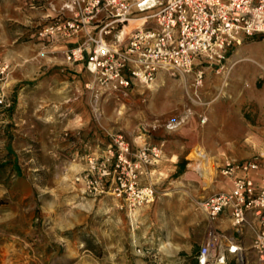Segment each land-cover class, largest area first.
Returning <instances> with one entry per match:
<instances>
[{
	"label": "rangeland",
	"instance_id": "374dc122",
	"mask_svg": "<svg viewBox=\"0 0 264 264\" xmlns=\"http://www.w3.org/2000/svg\"><path fill=\"white\" fill-rule=\"evenodd\" d=\"M51 1L56 0H30L23 6V0H0V56L11 65L3 87L13 104L5 112L8 117L0 120V138L14 146L10 161L0 155V264H144L146 260L136 254L138 246L156 254L157 264H193L207 228L196 200L208 196V187H203L196 161L187 158L198 144L184 146L177 158L169 157L188 139L189 120L182 116L197 118L194 110L201 100L179 91L188 76L165 71L158 72V87L151 84L122 95L87 86L91 76L64 56L67 48L76 45V38L39 36L50 16L38 12L44 4L54 9ZM66 1L61 0L58 10ZM31 5L34 9H29ZM240 48L259 53L264 41L246 39L226 57ZM204 66H210L217 79L229 80L232 71L226 63L216 75L217 65ZM258 70L259 76L246 84L251 96L242 97L252 100L245 117L254 133L238 137L234 148L245 158L264 149V135L259 133L264 129V115H260L264 105L262 110L259 106L264 101V70ZM238 74L250 75L239 71L233 75ZM166 102L174 106L173 114L181 111L172 122L176 126L170 129L167 122L168 131L144 142L162 143V158L154 165L159 168L153 202L128 213L113 197L83 195L74 177L84 165V148L100 152L115 134L139 147L132 144L138 116H153ZM237 125L245 127V123ZM223 139L208 138L204 146L226 144ZM216 171L210 185H221L223 176L219 168Z\"/></svg>",
	"mask_w": 264,
	"mask_h": 264
},
{
	"label": "built area",
	"instance_id": "2783aa9c",
	"mask_svg": "<svg viewBox=\"0 0 264 264\" xmlns=\"http://www.w3.org/2000/svg\"><path fill=\"white\" fill-rule=\"evenodd\" d=\"M64 12L69 17H62ZM42 38H78L65 59L91 76L89 87L111 95L149 87L159 71L193 76L198 88L204 63L225 69L226 54L246 39L264 41V0H67L39 32ZM11 65L0 56V105L8 107L3 85ZM177 123H168V128ZM84 165L74 177L81 193L93 198L110 196L129 212L150 204L153 186L140 176L162 158V143L133 148L115 134L100 152L84 148ZM219 173L230 180L221 190L196 200L211 218L226 213L240 230L252 231L251 249L264 264V153L241 160L226 159ZM136 254L157 264L156 254L138 246ZM243 246L227 234L211 230L199 246L197 264H226L233 256L245 264Z\"/></svg>",
	"mask_w": 264,
	"mask_h": 264
},
{
	"label": "crops",
	"instance_id": "0c3cea01",
	"mask_svg": "<svg viewBox=\"0 0 264 264\" xmlns=\"http://www.w3.org/2000/svg\"><path fill=\"white\" fill-rule=\"evenodd\" d=\"M25 3L30 4L31 2L30 0H23V6ZM50 4L54 9H48L44 4L41 8L42 11L40 13L38 12L41 17L46 18L56 15L58 8L61 6V0H56L54 4L53 1H51ZM29 9H34V6L31 5ZM27 19L28 20L26 22L31 23L29 21L30 18L27 17ZM40 37H38V39H40ZM75 42H78V38H76ZM225 63L229 67V72L232 71L229 73L230 75H228V81L226 80V77H224L223 80H221V77H218L217 79V77L212 74L210 69L211 67L204 66V81L200 87L194 88L193 76L190 75L188 76V82L184 83L183 86L179 88L180 92H186L188 96L194 94L197 95V98L201 100V103L199 102V104L195 106L194 110L198 119L195 118L192 121L187 116H182L183 118L186 117L189 120L185 130L187 131L186 135L188 139L180 144L176 153L169 157L170 159H173L175 156L177 158L183 148H192L195 144H198L205 150L208 157L213 159V161L216 163L217 168H219L226 159H245V157H240L234 152L238 137L254 133L253 125L247 123V119L245 117L246 108L250 105L252 100H250V97L248 100L243 99L242 97L244 95L251 96L252 92L249 88H246V84L249 85V82H251L252 79H254L256 76H259L260 72L258 69L264 70V50L260 51L259 53H253L252 51H248L243 48L236 49L235 51H232L228 57H226ZM80 67L84 69L81 65ZM235 71H239L240 73L249 72L250 75H246L247 78H243L242 74L235 76L233 75ZM160 74L161 73H157L155 80L152 83L156 87L160 85V80H156ZM214 74L216 75L219 73L214 71ZM245 79H248L249 81L244 83ZM168 94L169 90L164 92L165 96ZM260 102L261 104H259V106L262 110L264 101L260 100ZM12 107V102L8 107L0 105V120H2V117H8V113L5 114V112L9 111ZM173 108L174 106L172 104L166 102L155 110V114H153V116L141 118L139 115L137 118L139 120L137 135L133 137L132 144L135 146H140L146 140H148L149 137L168 131L166 128H164L165 124L167 122L172 123L177 119L178 116L181 115V111L177 115H175V113L173 114ZM260 115H264V110L260 112ZM200 120H202V123H200ZM237 122H241L242 124L245 123V127H238ZM259 133L264 135V129L261 128ZM211 137L224 138L223 140L226 144L217 145L216 147H205L204 143L207 145L208 138ZM5 138H7V135ZM3 141L6 140L0 138V155L5 156L4 160L10 161L14 157V151L12 149L14 146L10 140H8L6 143ZM193 148H195V146ZM192 151L193 150L188 153L187 158L195 160V164L199 170L200 160L190 156ZM95 152H98V150ZM257 153H264V149H261V151ZM191 160H188V162L193 163ZM172 161L175 163V160ZM158 168L159 166L146 168L141 176V184L153 186L156 183L155 172L158 170ZM219 182L221 185H218L216 182L211 185L209 184L208 192H206V194L210 195L221 190L230 189L231 183L228 178L223 177ZM205 216L207 218V228H205V236L203 237L202 241L206 238L208 232L211 230L223 232L227 234V236H229L233 241H236L243 246V254L246 258L245 264H258L257 257L254 251L251 249L253 233L249 227H243L240 230H237V228L233 225L232 220L226 213H222L216 218H211L206 214ZM193 263L197 264L195 255L193 256ZM226 264L238 263L234 260L233 256H228Z\"/></svg>",
	"mask_w": 264,
	"mask_h": 264
},
{
	"label": "bare ground",
	"instance_id": "6f19581e",
	"mask_svg": "<svg viewBox=\"0 0 264 264\" xmlns=\"http://www.w3.org/2000/svg\"><path fill=\"white\" fill-rule=\"evenodd\" d=\"M190 156L200 160L199 171L202 177L203 186L204 188H207L211 179L216 175V163L208 157L205 150L199 145L193 149Z\"/></svg>",
	"mask_w": 264,
	"mask_h": 264
},
{
	"label": "trees",
	"instance_id": "16d2710c",
	"mask_svg": "<svg viewBox=\"0 0 264 264\" xmlns=\"http://www.w3.org/2000/svg\"><path fill=\"white\" fill-rule=\"evenodd\" d=\"M197 252H198V251H196L195 256L197 255ZM192 259H193V257H192ZM193 264H194V263H193Z\"/></svg>",
	"mask_w": 264,
	"mask_h": 264
}]
</instances>
